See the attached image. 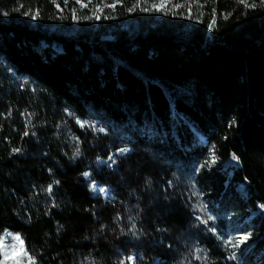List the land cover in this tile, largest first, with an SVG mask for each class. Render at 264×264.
Returning <instances> with one entry per match:
<instances>
[{"label": "trees", "instance_id": "1", "mask_svg": "<svg viewBox=\"0 0 264 264\" xmlns=\"http://www.w3.org/2000/svg\"><path fill=\"white\" fill-rule=\"evenodd\" d=\"M95 2L0 0V235L33 264H264L262 0Z\"/></svg>", "mask_w": 264, "mask_h": 264}, {"label": "rangeland", "instance_id": "2", "mask_svg": "<svg viewBox=\"0 0 264 264\" xmlns=\"http://www.w3.org/2000/svg\"><path fill=\"white\" fill-rule=\"evenodd\" d=\"M75 1L79 6L88 8L93 13L94 12L98 13L101 11L100 7H96L95 0H87V1L75 0ZM95 7L96 10H94ZM162 7L163 5H158L157 7L152 8V10L153 9L159 10ZM103 38L110 39L111 36L104 35ZM121 149H128V151L121 154L120 149H118L116 151H113L109 155V157L112 156L114 158L115 163L109 161L108 159L109 157H108L107 159L98 160L96 163L97 167L100 168L102 166H105L108 169L115 170L118 165L119 159L124 156H127L131 152V149L128 147ZM85 179L88 182L90 190L94 195L101 196L105 200H109L113 198L111 189L104 185L98 184L94 181H91V177L89 173L87 176H85ZM93 185L96 186L95 189ZM99 188H103L105 189V191L101 192L98 190ZM202 208H203V204L202 202L199 201L197 206V211L198 214H200V216L198 217L202 220L207 219L206 211L204 208H203L204 210L202 211ZM17 236L19 237V240H17ZM233 247H234L233 244H228V250L230 253H232ZM0 255H1L0 264H33L35 261L34 258H32L27 252L22 238L18 234L11 232L9 229H5L0 235ZM230 257H228L229 260H231ZM130 264H133V260L130 261Z\"/></svg>", "mask_w": 264, "mask_h": 264}, {"label": "snow or ice", "instance_id": "3", "mask_svg": "<svg viewBox=\"0 0 264 264\" xmlns=\"http://www.w3.org/2000/svg\"><path fill=\"white\" fill-rule=\"evenodd\" d=\"M262 4H264V0H262ZM4 15H7L8 13H3ZM33 18H35V17H33ZM210 27H211V25H210ZM78 123H81V126H84V122H80V121H78ZM101 131H102V129H101ZM27 134V133H26ZM14 151H19V149H14ZM128 151V149H120V153L121 154H123V153H125V152H127ZM76 155H79V148L77 147V149H76V153H75ZM234 160H238L239 158L237 157V156H235V155H233V157H232ZM109 161H111L112 163H115V160H114V158L112 157V156H110L109 158ZM84 175L85 176H87L88 175V173H84ZM93 187H94V189L96 188V186L95 185H93ZM49 192H51V185L48 187V189H47ZM99 191H101V192H104L105 191V189H103V188H99L98 189ZM260 207L262 208V209H264V205H260ZM204 209L202 208V211H203ZM198 219H199V217H198ZM207 219H211V217L209 216ZM204 223H207V221L205 220V221H203ZM248 239V236H244V237H242L241 239H240V241H238V243L239 242H243L244 240H247ZM17 240H19V237L17 236ZM230 258H235V253H233L232 254V256L230 257Z\"/></svg>", "mask_w": 264, "mask_h": 264}]
</instances>
